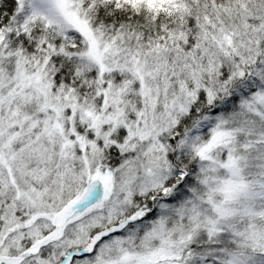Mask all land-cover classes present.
<instances>
[{
	"label": "snow or ice",
	"instance_id": "1",
	"mask_svg": "<svg viewBox=\"0 0 264 264\" xmlns=\"http://www.w3.org/2000/svg\"><path fill=\"white\" fill-rule=\"evenodd\" d=\"M0 264H264V0H0Z\"/></svg>",
	"mask_w": 264,
	"mask_h": 264
}]
</instances>
